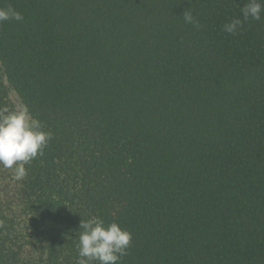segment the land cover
Here are the masks:
<instances>
[{"label": "trees", "instance_id": "obj_1", "mask_svg": "<svg viewBox=\"0 0 264 264\" xmlns=\"http://www.w3.org/2000/svg\"><path fill=\"white\" fill-rule=\"evenodd\" d=\"M247 2L0 0V110L6 80L54 137L0 165V264H76L93 216L120 264H264V14L222 30Z\"/></svg>", "mask_w": 264, "mask_h": 264}, {"label": "clouds", "instance_id": "obj_2", "mask_svg": "<svg viewBox=\"0 0 264 264\" xmlns=\"http://www.w3.org/2000/svg\"><path fill=\"white\" fill-rule=\"evenodd\" d=\"M191 3V0H189ZM241 16L233 18L222 26L230 35L243 31L249 19L259 21L264 14V0H248L241 9ZM23 15L11 6L0 8V23L15 20L23 21ZM183 19L199 29V21L192 11L185 10ZM0 165L13 171V179L21 181L28 175L25 165L38 156H43L44 149L54 138L53 133L45 130V125L32 116L27 105L20 109L0 110ZM79 235L78 257L76 264H120L131 246L132 233L118 223L106 224L99 217L93 216L82 220Z\"/></svg>", "mask_w": 264, "mask_h": 264}, {"label": "rangeland", "instance_id": "obj_3", "mask_svg": "<svg viewBox=\"0 0 264 264\" xmlns=\"http://www.w3.org/2000/svg\"><path fill=\"white\" fill-rule=\"evenodd\" d=\"M5 83H6V86L8 88V95H9V98L10 100L12 101V103L14 104L15 108L16 109H20L22 108L24 105L21 101V99L19 98V96L16 94V92L11 89L7 83V81L5 80Z\"/></svg>", "mask_w": 264, "mask_h": 264}]
</instances>
